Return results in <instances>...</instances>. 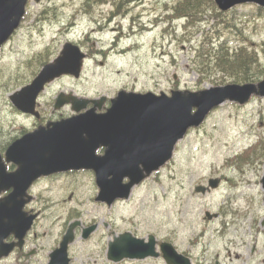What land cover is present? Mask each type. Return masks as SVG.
Listing matches in <instances>:
<instances>
[{"label": "rangeland", "instance_id": "374dc122", "mask_svg": "<svg viewBox=\"0 0 264 264\" xmlns=\"http://www.w3.org/2000/svg\"><path fill=\"white\" fill-rule=\"evenodd\" d=\"M116 1L123 2L118 12L113 0H28L25 20L0 52V146L34 125L10 105L9 96L43 63L54 60L67 42L87 57L78 79L59 78L40 95L46 117L73 112L70 106L52 108L61 92L99 99L114 97L121 89L169 94L264 80V9L244 4L219 15L217 7L203 4L204 16L188 23L173 15L179 0H130L127 11L126 1ZM205 37L213 48L228 46L230 70L220 71L215 57L206 56L205 45L201 47ZM240 47L244 51L235 57ZM263 175L264 97H252L241 106L224 103L203 125L188 131L171 161L135 187L128 200L103 206L94 201V181L77 176L70 188L66 185L72 184L71 178L52 189L41 186L39 205L48 209L55 202L52 210L60 224L72 214L79 220L68 249L71 264H165L161 257L107 260L108 242L125 231L169 242L193 264H261ZM210 178L220 180L215 190L205 195L194 191ZM49 195L51 199H43ZM205 212L218 217L204 220ZM93 224L95 232L82 239V229ZM50 228L44 218L39 222V242L34 244L42 256L60 242V230Z\"/></svg>", "mask_w": 264, "mask_h": 264}, {"label": "water", "instance_id": "95a60500", "mask_svg": "<svg viewBox=\"0 0 264 264\" xmlns=\"http://www.w3.org/2000/svg\"><path fill=\"white\" fill-rule=\"evenodd\" d=\"M214 1L220 11H228L246 3L264 8V0ZM26 2L27 0H0V47L18 28ZM83 58L78 47L65 44L61 55L53 63L46 65L29 87L12 96L11 101L19 110L33 114L35 98L44 85L64 74L78 77ZM253 94L264 97V80L256 85L230 84L199 92L173 91L170 97L165 94L140 95L121 91L111 100L112 106L105 117L95 113L97 108L100 109L103 99L77 100L60 95L56 107L66 102H71L76 112L85 109L88 103H92L94 107L84 114L53 125L48 131L38 130L14 143L7 151L6 158L7 161L16 163L19 169L14 175L6 176L0 167V192L13 187L11 197L21 195L26 188V184L20 183L24 173L35 172V175H41L83 168L92 169L96 173V182L100 188L98 201L111 204L117 198L126 199L133 186L172 158L176 143L188 129L200 126L212 109L225 101L244 104ZM101 145H107L108 148L103 159L95 157V151ZM51 158L57 159L47 162ZM109 175L113 176L111 180L107 179ZM125 178L129 182L122 185V179ZM261 183L264 190V176ZM217 185L218 180L209 181L210 188H216ZM195 191L204 193L205 189L198 186ZM13 202L7 199L0 205V231H10L9 224L2 221V216L15 215L14 211L19 207H10ZM205 216L211 220L217 215L206 212ZM75 225L77 224L70 226L61 248L53 253L50 264H68L66 246L73 241ZM94 229L91 227L86 230L84 237ZM18 235L21 237L23 233ZM160 249L167 264H190L171 244L162 243ZM158 256L153 236H149L146 243L143 239H135L131 234L125 233L115 237L109 244L108 259L114 262L125 258L145 259Z\"/></svg>", "mask_w": 264, "mask_h": 264}, {"label": "flooded vegetation", "instance_id": "af4514ba", "mask_svg": "<svg viewBox=\"0 0 264 264\" xmlns=\"http://www.w3.org/2000/svg\"><path fill=\"white\" fill-rule=\"evenodd\" d=\"M122 1H126L125 4L127 5V8H126V11H127L128 7L131 6L130 0H122ZM113 4L116 5V12H118L119 4L123 5V2H117L116 0H113ZM124 17L126 18L128 17V15L127 14L124 15ZM127 91H133V90H127ZM39 100H40V97L38 98V102L36 106V110H37L36 115H38L37 117L21 113L24 116L32 118L34 120V125L30 128H26L24 130L19 131V133H17L15 137L11 138L4 145L0 146V167L5 169V173L7 175L12 174L15 170L18 169V165L16 163H14L13 161H9V162L6 161V155H5L7 151L9 150L11 144L15 140L23 137L24 135L28 134L31 131H34L37 128H44L50 125L51 123L66 120L74 114L72 112L68 116L46 117L40 108ZM103 102L104 104L102 106L103 109L101 112L105 113L106 110L110 107V100H108L107 98ZM54 111H57V110H54ZM26 149L31 150V148H26ZM107 149H108L107 145H101L100 148L97 150V155L105 157ZM56 159L51 158V160H56ZM34 167L38 168V166L37 167L34 166ZM84 173H86V171L68 170L64 172H57V173L39 176L34 179H33L34 172L24 173L23 179L21 180L20 183L25 184L28 182V180H32V181L21 195L17 197L15 196L16 198L11 197L9 194L13 190L12 187H9L7 191H3L0 193V201L7 200V199H11V201H14L13 203L9 205L10 207L16 206L20 208L22 205L21 211L16 217L12 219L10 218L2 219V221L5 224L6 223L9 224L10 231H8L9 229H4L0 231V264H45V263L48 264L50 262L51 253L54 251L55 248L47 251L44 256L41 255V252L38 250L37 245L34 244V242L35 243L39 242V238L37 235V228H38L39 222L43 218L47 222V224L50 225V227H52L49 229V231L60 230V227L57 226L56 224L58 216H56L54 212L52 211V208L55 202L52 203L50 208L48 209L46 206L39 205V201H41L39 189L43 185L46 186L45 188H47L48 185H50L47 189H52V185L62 180H67L71 178L72 184L67 183L66 185L67 188H70L73 186L74 184L73 181L76 179V176L77 175L80 176L81 174H84ZM91 178L92 177H90V179ZM50 195L44 196L43 199L45 197L48 199H51L52 196ZM70 197L71 195H69L67 199H69ZM44 201H47V200H44ZM49 217H51L50 221H48ZM29 224H30V229L28 233L25 235V237L23 238V240L21 241V244L19 245V240L16 239L15 233L13 231H16V232L23 231L26 228V226ZM9 245H12L13 248L8 253ZM255 252H256L255 248H251L250 250L251 256H253ZM185 256L190 258L187 255ZM214 264H219V263L215 261ZM230 264H231V260H230ZM261 264H264V256L261 258Z\"/></svg>", "mask_w": 264, "mask_h": 264}, {"label": "trees", "instance_id": "16d2710c", "mask_svg": "<svg viewBox=\"0 0 264 264\" xmlns=\"http://www.w3.org/2000/svg\"><path fill=\"white\" fill-rule=\"evenodd\" d=\"M207 5L208 7H212L213 10H216V6L214 4V0H179L177 5L174 6L173 11L175 16L178 18L183 17L187 19L188 23H192L195 21H199L202 15L205 12L206 7L203 5ZM219 15L222 13L217 12ZM206 42L201 44V47L205 45V49L207 51L206 56L212 55V58H214V63L216 67L220 71H227L230 67H232L233 63L229 65L231 62V51L226 46L225 43L220 44L217 48H213L211 39L205 37ZM200 51V49H199ZM242 54V50L240 53H235L234 56L238 57V55ZM233 56V57H234ZM243 61V59L240 61V63ZM236 64V63H235ZM242 65V63L240 64ZM230 70V69H229Z\"/></svg>", "mask_w": 264, "mask_h": 264}]
</instances>
